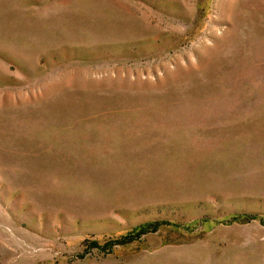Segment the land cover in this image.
Returning a JSON list of instances; mask_svg holds the SVG:
<instances>
[{
  "label": "rangeland",
  "instance_id": "rangeland-1",
  "mask_svg": "<svg viewBox=\"0 0 264 264\" xmlns=\"http://www.w3.org/2000/svg\"><path fill=\"white\" fill-rule=\"evenodd\" d=\"M0 264H264V0H0Z\"/></svg>",
  "mask_w": 264,
  "mask_h": 264
},
{
  "label": "bare ground",
  "instance_id": "bare-ground-1",
  "mask_svg": "<svg viewBox=\"0 0 264 264\" xmlns=\"http://www.w3.org/2000/svg\"><path fill=\"white\" fill-rule=\"evenodd\" d=\"M216 1H218V0H216Z\"/></svg>",
  "mask_w": 264,
  "mask_h": 264
}]
</instances>
